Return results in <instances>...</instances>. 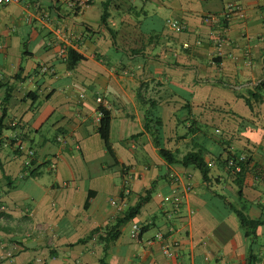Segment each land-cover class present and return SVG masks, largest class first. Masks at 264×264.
Wrapping results in <instances>:
<instances>
[{
	"label": "crops",
	"instance_id": "obj_1",
	"mask_svg": "<svg viewBox=\"0 0 264 264\" xmlns=\"http://www.w3.org/2000/svg\"><path fill=\"white\" fill-rule=\"evenodd\" d=\"M69 50L84 57L72 70ZM261 82L264 0H92L77 12L67 0H5L0 114L8 95L12 129L0 137V264H264V223L245 238L234 212L264 221V174L251 171L264 167V95L244 100ZM150 101L160 147L203 149L207 182L157 155L143 131ZM99 106L124 168L97 134ZM244 156L239 195L224 161ZM147 191L103 254L104 228Z\"/></svg>",
	"mask_w": 264,
	"mask_h": 264
},
{
	"label": "trees",
	"instance_id": "obj_2",
	"mask_svg": "<svg viewBox=\"0 0 264 264\" xmlns=\"http://www.w3.org/2000/svg\"><path fill=\"white\" fill-rule=\"evenodd\" d=\"M77 12V10H75ZM105 19L106 15L103 13L102 15V25L105 27ZM110 34L113 35L112 31H110ZM84 57L80 54L76 53L73 50H69L67 52L66 57V68L68 70H72L76 64L83 60ZM142 85V84H141ZM142 87H139L137 92V97L140 102H144L142 96ZM30 95H33L34 93H29ZM28 94V95H29ZM264 95V82H261L258 84L252 91H248V98H244L246 104L250 105V101L253 100L255 103L261 102ZM8 101V95L5 97V99L1 103V114H0V137L3 133V131L11 130L12 127L7 125L5 123L7 114H6V104ZM150 106L144 115V125H143V131L148 133L149 136L152 139V143L154 147L157 149V155L167 164L169 165H180L182 167H194L197 169L201 175L202 181L207 182L208 175L210 173V164L207 163L204 159V150L200 147H196V150H192L191 152L186 153L182 157H179L176 153L171 152L165 148L160 147L159 145V132L158 128L162 125L161 118L157 115V111L155 108V102L150 101ZM185 108H188V105L185 106ZM101 114L100 120L97 123V134L101 141L104 144V148L107 153V157L112 161V165L117 168H124L123 165L119 164V162L116 160L115 154L112 150L111 143H110V125H111V112L103 106H99L97 108V111ZM147 119V121H146ZM192 127V125L190 126ZM138 136V135H137ZM135 138V137H134ZM0 140V145H1ZM231 162V165L229 164ZM250 164V161L247 157H243L242 161H239V158H230L227 157L224 161V165L226 166V169L229 173L232 174V176L235 179V184L238 188V194L241 195V190L243 186V179L246 172H248V165ZM236 167L239 168V170H236ZM1 169V168H0ZM252 174L255 176V178H259L261 175L264 174V167L260 166H254L252 169ZM264 177V176H263ZM148 194L145 197H141V199L133 206L126 210L124 215L121 218H118L116 223L111 227H105L104 228V236L98 237V240L100 243L103 244V253L105 254L108 250V247L113 244L120 236V227L124 225L126 222L132 221L137 214L139 213L141 207L148 201ZM235 215L239 221V225L243 231L245 238H251L255 237L256 229L261 226L264 221H254L249 219L243 212L234 210ZM99 230L92 231L87 237L84 239L79 240V243H85L86 241L90 240L92 237H94ZM253 260L255 261V258L253 257ZM100 264H106L104 262V259H100Z\"/></svg>",
	"mask_w": 264,
	"mask_h": 264
},
{
	"label": "built area",
	"instance_id": "obj_3",
	"mask_svg": "<svg viewBox=\"0 0 264 264\" xmlns=\"http://www.w3.org/2000/svg\"><path fill=\"white\" fill-rule=\"evenodd\" d=\"M4 1L5 0H0V4H2ZM13 1H18V0H13ZM91 1L92 0H67V3L71 9L80 11L83 8H85L88 4H90ZM226 9H227V11H230V10L232 11L233 10L232 5H228ZM205 21H206V23H213V24L216 23L215 20H213V18L212 19L207 18ZM100 117H101V114L99 112H97L96 117H95L97 123L99 122ZM242 160H243V157H240L239 161H242ZM229 164L231 165V162H229ZM236 170L238 171L239 168L236 167ZM2 210H3V207L0 206V211H2ZM156 238L161 239V236L157 235ZM147 244L148 245L152 244V241L151 240L148 241Z\"/></svg>",
	"mask_w": 264,
	"mask_h": 264
},
{
	"label": "rangeland",
	"instance_id": "obj_4",
	"mask_svg": "<svg viewBox=\"0 0 264 264\" xmlns=\"http://www.w3.org/2000/svg\"><path fill=\"white\" fill-rule=\"evenodd\" d=\"M176 118H179V115H177ZM178 120H180V119H178ZM197 128L199 130H202V132H207V133H210V134H213V132H214V129L212 127H208V126H201V127H197ZM176 131H177V134L185 133V132L187 133V129L184 126V123H178ZM4 153H6V152L4 151ZM128 230L125 232L127 235H128Z\"/></svg>",
	"mask_w": 264,
	"mask_h": 264
}]
</instances>
